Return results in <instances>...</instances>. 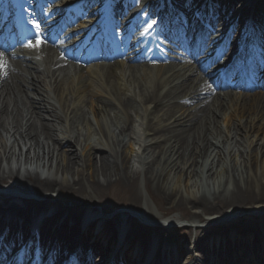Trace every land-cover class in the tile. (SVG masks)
<instances>
[{"label": "bare ground", "instance_id": "6f19581e", "mask_svg": "<svg viewBox=\"0 0 264 264\" xmlns=\"http://www.w3.org/2000/svg\"><path fill=\"white\" fill-rule=\"evenodd\" d=\"M244 1L227 0L231 6ZM251 2L253 6L244 5V11L254 7L257 14L264 16V0ZM244 11H237V15L244 16L241 13ZM144 12H148L147 18L138 14L132 23L134 29L151 21L155 23L152 31L156 30L161 35L174 31L176 35L173 13L168 9L158 13L153 7ZM239 34V28L234 26L230 40ZM124 44L129 52L133 50V43ZM209 46L207 44L206 50ZM199 51L203 50L199 48ZM138 57L143 58L141 55ZM207 60L205 58V62ZM12 64L0 65V131H5L12 139L7 141L6 134L0 132V190H10L7 191L9 195L0 191V233L6 230L7 237H11V240L5 239L9 244H13V235H17L19 228L25 230L26 224L38 215L45 216L40 233L43 241L54 234L58 238L65 235L64 238L70 242L76 239L75 234L68 233L61 225L56 227V231L51 229V223L56 221L58 224L63 216L64 207L59 202L62 192H67L66 198L72 197L73 202L79 205L75 216L77 220H82L83 225L99 224L102 232L99 231L98 235L109 237L116 233L121 238L123 235L130 240L135 238L134 242L138 240L139 244L131 245L139 246L142 254L132 249L122 255L120 252L127 249L126 246L119 249V255L125 256L130 264H136L141 256L144 261L140 263H147L152 254L147 252L149 245L158 239L159 234L175 228L177 221H161L146 206L142 213L129 211L125 217L109 220V223L123 226L124 230L119 233L117 228H108L111 230L107 232L106 212L97 208L95 212L82 210L80 204L85 201L86 194L92 199L99 198L101 191L112 184H123L134 190L139 174L131 169V161L141 167L146 166L148 161L157 157L154 149H157L159 158L148 178L170 210L188 212V217L192 219L189 225L196 226L209 214H217V217L206 220L203 225L233 220L239 214L258 216L264 212V208L255 205L264 203V172L260 170V158L264 159L262 92L247 95L240 101V97L227 88L222 94L229 103L227 110L217 90L224 86L221 79L212 83V90L208 92L206 87L210 83L198 76L177 73L173 79L163 81L150 76L144 67L141 75L134 71L127 74L121 65L112 63L103 78L97 77L99 70H96L97 73L89 74L77 89L67 84V77L55 76L56 71L32 63L28 58H22L19 64ZM256 65H260L259 61L247 72L254 73ZM173 69L168 64L163 71ZM262 75L264 78V73ZM49 78L58 84L56 88L54 84L48 85L54 87L55 96L60 99L59 106L49 96L46 86ZM65 83L72 88L68 90L70 93L62 88ZM69 99L77 104L74 108L67 106L66 100ZM85 108L90 110L96 130H92ZM116 111L124 115L123 126H119ZM67 112L71 117L66 115ZM79 125L86 126V130L81 131ZM231 152L237 158L246 159L242 167L231 165ZM25 161L27 167L47 169L55 176L61 173L63 180L42 178L32 171H26L23 176V173L16 174L12 165L16 164L19 168ZM185 178L188 183L184 184L185 190L182 191L174 183L181 184ZM27 184L33 189L30 190ZM204 184L206 188L199 189L197 195L192 192ZM47 194H50L48 198ZM53 194H57L56 198ZM25 197H29L30 202ZM139 197L142 199L135 191L131 199L133 210H140L142 202ZM39 198L41 200H33ZM44 198L47 199L44 201ZM53 199H56L55 203H52ZM12 200L22 201L23 208L15 205L7 207L6 203ZM73 219L67 217L65 222L71 224ZM255 229L247 231L248 238L242 234L233 238L235 243H226V246L235 247L239 253L259 252L253 254V264H259L261 258L258 256L261 254L264 259V251L253 243V233L258 231L257 227ZM259 230L261 233L264 227ZM94 235L90 237L94 251L110 247L111 243L106 241L108 237L102 241ZM162 236L159 245L166 250L160 251V258L155 255L151 262L178 264L177 254L169 245L163 246ZM210 240L207 238V241ZM174 244L178 246L177 241ZM202 244L196 243V246L201 249ZM1 249L5 250L3 245Z\"/></svg>", "mask_w": 264, "mask_h": 264}, {"label": "rangeland", "instance_id": "374dc122", "mask_svg": "<svg viewBox=\"0 0 264 264\" xmlns=\"http://www.w3.org/2000/svg\"><path fill=\"white\" fill-rule=\"evenodd\" d=\"M237 8L240 6L237 5ZM67 84H71L75 87H77L76 85H74L71 82H68ZM66 83L61 85L62 88L64 90L68 92V90L71 88L70 86H68ZM56 88V86H55ZM76 89V88H75ZM78 89V87H77ZM48 93L49 96L54 99V103H56L57 106H59V101L60 99H58L55 96V89L53 86H48ZM72 90V88H71ZM70 102V103H69ZM74 101H71L69 99L66 100V104L67 106L71 108H74L77 104H74ZM225 107H227V105L225 104ZM61 108V107H60ZM228 110V109H227ZM86 115H87V119H89V122H91V126H92V130H96L97 127L94 123V119L93 116L90 112V110L88 108L84 109ZM116 113H118L117 115V121L119 122V126H123L124 124V115L123 113L116 111ZM66 115H68V117H71V115L69 114V112L66 113ZM138 127V126H137ZM117 129H119L118 127H115ZM79 129H81V131H85L86 130V126L84 125H79ZM0 132H2V134H6L5 137L7 138V141H11V137H7V133L3 130H1ZM95 137V136H94ZM93 137V138H94ZM262 136H259V138H261ZM5 138V139H6ZM252 147L256 146V145H250ZM156 152V158L152 159L151 161H148L149 163L146 166H142L137 164V162L131 161L130 167L133 171H135L138 175V179H137V184H136V188L134 190H131L130 188L126 187L123 184H112L109 187L104 188V191H101V195L99 198H89L86 194V198L85 201H83L80 204V208L82 210H88L91 209L93 212H95V209H100L102 212L105 211L106 212V217L104 221L106 222V227L108 228H113L116 229L119 233L123 232L124 227L120 226L118 223H109V220L114 219L115 217H125L126 214L129 211H132L133 213H142L144 209H146V206L150 208L151 211H153L152 213L154 215H156L157 218H160L161 221H166V220H172V221H177V224L175 228H170V230L165 231L162 234L158 235V239H155V242L151 243L149 245V248L147 249V252L152 251L151 256L154 257L155 255H157L158 258H160V251H163V248L161 249V245L160 244V238L161 236L164 234V236H162V240H163V246H167L169 245L170 248L173 249V251H175V253L177 254L178 260H179V264H186V262L189 261L190 255L192 256L193 253L196 254L197 259H200L201 256L205 255L209 250L210 252H214V250H218L221 249L220 252H217V260L222 259V260H232L235 262V264H248L247 261L245 260V257H242L240 255H234L233 253H235L234 251H232L235 247H227L226 243H235V241H232L234 237H240V235L242 236V234H244V236H246V238H248L249 232L252 229H255L256 227L258 228V231L253 233V238L254 241L253 243L258 247L264 250V230H262V232L260 233V227H264V212L263 213H256V215L258 214V216L255 215H248V214H243V215H238L236 216L237 218L233 219V220H226L225 222H214V223H210V224H206L203 225L206 220H211L214 217H217L215 215L217 214H209V215H205L204 218L202 220H200V223L197 224L196 226H192L191 224L189 225V222H192L190 220V218L188 217V212L185 211H180V210H170L169 206L165 203L164 199H161V195H159L158 192H156V188L155 186L151 183V181L149 180V176H150V172L152 169H154L157 166V162H158V155H157V149H154ZM235 153L231 152V160L230 163L232 166H241L242 167V163L244 162V160L246 159H240L234 156ZM24 165H20L19 168L16 166V164H13L12 166L14 167L13 170L16 171L20 174L23 173L22 176L26 173V171H32L36 174H38L40 177L42 178H48L51 180H63V176H61V173L58 176L55 175H51L49 174L46 170H44L43 168L41 169H37V168H31V167H27L26 161L23 162ZM262 166V167H261ZM260 170L264 172V159L260 158ZM53 172V171H52ZM145 172V173H144ZM187 182V179L185 178L183 180V182L181 184L174 183V185L179 186L181 188L182 191H184L185 189V185ZM196 182V181H195ZM194 182V183H195ZM201 182V181H200ZM188 183V182H187ZM198 185V184H197ZM27 187H29L30 190H32V186L30 185H26ZM206 186L204 184V186L199 185L197 187V189H193L192 192L194 194H198L199 193V189H205ZM156 190V191H155ZM0 191H2L1 193L9 195V193L7 191H10L8 189H1ZM140 194V196L142 197V199L139 197L141 203L140 206V210H133L132 205H131V199H132V195L135 193ZM57 194H53V196L56 198ZM67 192H62L61 194V199L59 202V205L64 207V211H63V216H61L60 222L58 224H56L54 222H52L51 224L53 225H58V226H62V228L64 227L68 232L73 233L75 235H81L84 238H90L92 236H95L94 234H96L97 236H99V239H101L102 241L105 240L106 237H108L107 235H98L97 233L100 231L102 232V227L99 224H96V222H94V224L92 223H87L86 225H83L82 220H77L75 218L76 214L79 212V209L77 208L79 205L73 201L70 198H66ZM50 196V194H47V198ZM63 196V197H62ZM27 200V202H30V198L29 197H25ZM46 198V199H47ZM76 198V197H75ZM74 198V199H75ZM44 198V201L46 200ZM33 200H41V198L39 199H33ZM20 201V200H18ZM56 199L52 200V203H55ZM22 201L17 202L15 200L9 201L8 203H6L7 207H11V205H15L19 208H21L23 205V203H21ZM34 202V201H32ZM21 204V205H20ZM257 206H260V208H264V203L263 204H256ZM94 206V207H93ZM2 207V202L0 201V209ZM23 208V207H22ZM70 208V209H69ZM69 209V211H67ZM76 210V211H75ZM264 211V210H263ZM75 212V213H74ZM102 214V213H101ZM153 214L151 216H153ZM190 214V213H189ZM138 215V214H137ZM50 218L52 216H49ZM69 217V219L74 218L73 221H71V224H67L65 222V219ZM155 217V218H156ZM219 217V216H218ZM91 221V220H90ZM55 223V224H54ZM69 223V222H68ZM248 226V227H247ZM108 229L107 232H109ZM256 230V229H255ZM113 231V230H112ZM114 233V231H113ZM234 235V236H233ZM207 238H211L212 240L207 241ZM137 240V239H136ZM107 243H111V245L114 244H120V246H127L128 248H131V244H139V241L134 242L135 238L130 240L127 237H123L121 238L119 235L116 236L111 234L109 235L108 238H106ZM178 242V246H176L174 243ZM196 243H203L202 244V248L204 249H200L199 246H196ZM109 245V244H107ZM233 246V245H232ZM133 247V246H132ZM133 250H137L139 252H141L140 247H133L131 248ZM165 249V248H164ZM130 251V250H129ZM146 251V250H145ZM144 251V252H145ZM205 252V253H204Z\"/></svg>", "mask_w": 264, "mask_h": 264}]
</instances>
